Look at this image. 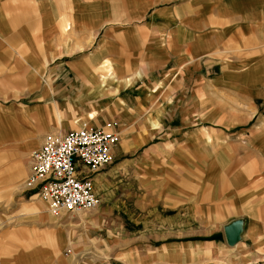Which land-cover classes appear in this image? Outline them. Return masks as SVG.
Here are the masks:
<instances>
[{
    "label": "crops",
    "instance_id": "obj_1",
    "mask_svg": "<svg viewBox=\"0 0 264 264\" xmlns=\"http://www.w3.org/2000/svg\"><path fill=\"white\" fill-rule=\"evenodd\" d=\"M167 72L173 75L171 87L158 93L150 90ZM109 81L120 87L107 85ZM109 89L120 90L122 98L108 100ZM103 99L111 108L100 104ZM258 102L264 104V0H0V160L16 154V166L26 165L30 151L40 146L46 133L68 130L63 128L73 113L131 112L129 119L122 115L123 131L132 119L136 118V127L146 129L149 121L146 133H124L113 152L115 161L92 176L100 199L91 210L94 214L107 217L118 206L111 195L119 185L123 193L136 192L132 198L140 218L155 228L149 232L153 242L134 249L123 245L132 264H213L202 260L222 256L225 225L217 216L228 214L230 207L250 218L244 242L238 244L240 251L260 234L264 240V216L258 219L262 212H256L264 208V181L250 179L249 168H230L225 179L201 195L175 183L178 180L170 178L175 170L154 167L161 158L168 159L161 155L162 149L175 141L193 157L194 144L202 137L189 132L194 135L187 133L179 141L172 134L193 126L206 128L203 113L205 118L222 117L224 125H230L232 113L254 112ZM152 109L160 111L155 119L168 129L160 141L150 133L155 120L140 115ZM11 111L17 113L7 116L5 112ZM252 129L262 130L240 146L241 153L251 166L264 169L259 151L264 119ZM20 130L33 135L25 138ZM9 167H1L0 174ZM17 171L22 172L20 166ZM215 172L208 176H222L221 169ZM16 174H10L12 184ZM190 174L193 170L187 169L186 175ZM248 201L254 203L256 218L243 211ZM35 202L42 201L16 202L11 219L0 211V223L15 224L1 232L0 264L66 263L63 228L49 214L34 213ZM28 213L35 218L28 220ZM87 217L85 212L78 216L84 222ZM115 238L106 234L100 239L108 247Z\"/></svg>",
    "mask_w": 264,
    "mask_h": 264
},
{
    "label": "rangeland",
    "instance_id": "obj_2",
    "mask_svg": "<svg viewBox=\"0 0 264 264\" xmlns=\"http://www.w3.org/2000/svg\"><path fill=\"white\" fill-rule=\"evenodd\" d=\"M166 74L167 76L163 80H155L154 83L151 85L150 90H152L153 87V90L154 91L156 90V93H158L159 90L161 89L170 88L171 87L170 83L171 81H173V75L169 74V72H167ZM135 78H133V80ZM104 83H106V81H104ZM111 83L114 82L109 81L107 85ZM119 87L120 86L116 85V88ZM108 91H109L108 100L112 98L115 101L117 99L119 100V98H122L121 97L122 93L120 90L109 89ZM161 98L168 99L167 96H161ZM107 102L104 99L100 100V104H102L103 107L106 106L110 107V105L107 104ZM257 105L260 107L255 108L254 112L246 110L247 113H243V112L232 113L233 118L230 120V125H224L225 121L224 119H222V117L205 118V114L203 113L204 116L203 118L208 119L204 123L206 128H198L193 126L187 129H183L182 131L176 134L175 133L172 134V137L175 136L179 137L178 139L179 141H181L182 136H186V134L189 132H194L197 136L202 137V140H200L201 142L194 144L193 153H192L193 157L190 156L189 154L188 155L186 154V151L183 148L185 147V145H181L180 142L178 143L177 141H175L170 144H167L166 149H162L163 151L161 155L169 156L168 159L165 161V159L161 158L160 160L157 161L154 167L175 170L172 171L174 173L171 172L172 175H170V178H173L174 180L175 179L178 180L177 182L173 180L175 183H177L179 186L185 189L188 187L189 190H192L193 192H197L199 194L201 193V195H205L209 190L213 189V187H215L216 184L215 182L217 180L225 179L226 178L225 174L227 173L228 170H230V168L233 167L245 168V169L249 168L250 169L249 175L251 176L250 179H256L255 181L258 183L263 182L264 169H260V166L258 165L257 167L255 165L251 166V161H249V159L243 158V155L241 153L242 150L240 149V146L242 147V146H246L247 143L249 144V140L253 141L255 137V133H254L255 131L262 130V129L259 130L252 129V126L257 121L264 119V107H263L264 104L258 102ZM5 113L7 116H9V115H15L17 112L11 111ZM90 113H94L96 117H94V119L89 118L88 115ZM124 114L128 116L127 119H129V117L131 116L130 115L131 112L123 113L118 110L116 111L111 110V112L110 111L106 112L104 110L101 112L90 111L86 114L73 113V116L70 117V122H67L66 128L63 129L65 130L69 128H74L76 126L82 125L83 123L89 126L91 125L102 126L104 125L105 122L115 121L117 124V130L120 133V141L121 138H123L124 133L128 134L130 133V131L133 130L146 133L149 130V121L147 124V129L144 128L143 126L136 127L137 125L136 118L132 119L135 120L134 122L127 123L128 127L126 126V129H124V131L123 129L121 130L122 115ZM141 114L146 115V118L148 119L150 118L149 120H155V124L151 122V126L154 128H150V130H153L150 133L152 134V136H154L153 138L154 140L160 141L164 137L163 135L166 134V130H168L167 127H163L162 123L161 124L159 123L158 119H155V114L157 116L161 115L160 111L154 112L152 109L148 112L140 113V115ZM244 115L247 116L246 119L248 120L240 121L239 118ZM250 115L253 116L252 120H249ZM56 117H58V113L56 114ZM86 117L90 120L88 119L86 120ZM195 118L196 119L194 120L195 121L194 123H197V121L202 119V116ZM236 118H238V121H236ZM206 129H208L210 133H207ZM19 133L23 135V137L25 138L26 136L33 135L31 132L29 131L24 132L23 130H20ZM194 133H189L188 135L190 134L194 135ZM2 134H3V129L0 128V137ZM208 135H209V140H205L206 142L203 141L205 136ZM164 147L165 146H163V148ZM176 148L178 155L175 154L176 151L173 153V151ZM16 150L19 151L18 149ZM171 150L173 155L171 154ZM199 150L203 152L199 153L198 152ZM223 151L225 152L224 158L222 154ZM259 151L261 152L262 156H264V154L262 153L264 152V142L260 144ZM25 153L26 152L23 150L22 154L24 155ZM30 154L31 151L29 153V157ZM12 155L13 153L11 154V156ZM28 160H29V166L27 163ZM17 161H19V158L16 157V154L14 158H7L0 160V168L4 167L5 165L7 166L11 165V167H9V169L6 172L0 174V211L2 212V216L5 214L7 215V219H11L10 215H11L12 207L15 205L16 202L28 200L29 198H33L35 200L38 199L42 201V199L39 196H37L36 194L31 195V193L26 189H24L25 187H23L24 181L26 180V177L28 176L30 170V158L26 160V165H23V162L22 163L20 162L16 166ZM114 161H115V156L113 155L112 162ZM19 166H20V171H22L21 173L17 171V168ZM262 167L264 168V166ZM187 169L193 170L192 176L191 174L186 175ZM215 169H221L222 176H219L220 174L219 175L211 174L208 176L209 173H216ZM11 173H14V175L17 173L16 174L17 179L14 184H12L14 180L10 178ZM223 185L224 182L222 183V186ZM129 186L131 188L133 187L131 185ZM119 189L120 186L117 185V190L113 191L111 195V200L114 202V204H117L118 206L113 209H110V212L107 215V217H105L100 213H97L101 217L95 216L97 218L96 219L94 216H92L94 214L93 211H86L85 213H87V216L89 217H87L88 219H86L85 222L81 221L78 218V216H80L81 214L84 215V212L61 213L59 215H53L43 201L42 202L45 205H42L43 204L42 202L41 203L35 202L34 213H37L40 216L49 214L51 219L57 221V223L60 224V226L63 228V232H65L64 234H66L67 236L66 237L67 241L65 244L66 247L63 250L67 261L64 264H92L91 257L94 259L93 264H124V263L132 264V262L127 260V254L125 255L122 252L123 249H125V246L123 247V245L126 244L128 246V249L130 248L134 249L135 246H138L141 243L145 244L148 243V241L153 242V240L149 238V235H151L149 232L155 228L152 225H146L148 223H145L143 221V218H140L139 210L134 206L136 199L132 198V196L135 195L136 192L123 193ZM206 200L207 199H203V201ZM253 204L254 203L250 201L246 202L243 211L245 212V209H247L248 213L251 214L253 218H256V214H257L256 212H262L260 215L257 216L258 219H260L261 218L260 216H264L263 214L264 208L262 210L259 209L258 211L255 212V209L254 210L252 209ZM230 208L232 210L230 212H227L228 214L219 215L217 216V218L219 219V221L224 222L223 225L225 226L237 221L241 222L242 228L240 230L237 241L234 244L225 243L223 246H225L226 248L224 252H222V256L214 257L213 259H209V260L203 259L204 257H202L201 260L203 259L202 261H206L205 263L211 262L213 264H264V240L262 239L261 234L258 236L257 241L248 240L245 242L246 243L245 251H240V249L238 248L239 247L238 244L244 242V238H245L244 232L246 230L245 225L246 223H248L250 218L248 217V215L247 216L242 215L241 213L237 214L238 210L236 209L234 210L232 207ZM99 210L100 212H102L101 209ZM13 215L15 216L18 214H13ZM26 216L28 220H30V219H34L36 214L32 215L28 213ZM97 221H99V223ZM14 225H15L14 223H10V222L0 223V239H1V232L7 231L8 227ZM257 225H258L257 227H260L259 223ZM223 230H221L222 233ZM81 234L85 236H82ZM89 234L92 235L93 237H98V238L97 239L93 238ZM106 234H111L112 236L116 237L115 240L112 241V243H109L110 246L108 247L106 246L107 243L100 239L101 237H106ZM194 236L195 234L191 236V238ZM89 237H92L94 240H90ZM188 238H190V236ZM91 243H93L92 244L93 246L91 245ZM262 243L263 245H261ZM91 247H94L95 250L92 251Z\"/></svg>",
    "mask_w": 264,
    "mask_h": 264
},
{
    "label": "built area",
    "instance_id": "obj_3",
    "mask_svg": "<svg viewBox=\"0 0 264 264\" xmlns=\"http://www.w3.org/2000/svg\"><path fill=\"white\" fill-rule=\"evenodd\" d=\"M119 141L115 121L46 133L30 154L25 189L44 199L53 215L95 209L100 199L92 176L112 162Z\"/></svg>",
    "mask_w": 264,
    "mask_h": 264
},
{
    "label": "water",
    "instance_id": "obj_4",
    "mask_svg": "<svg viewBox=\"0 0 264 264\" xmlns=\"http://www.w3.org/2000/svg\"><path fill=\"white\" fill-rule=\"evenodd\" d=\"M238 224L240 225L239 230L236 229ZM241 228H242V224L240 221L230 223L229 225L225 226L224 231H225L226 241L228 244H234L237 241Z\"/></svg>",
    "mask_w": 264,
    "mask_h": 264
},
{
    "label": "bare ground",
    "instance_id": "obj_5",
    "mask_svg": "<svg viewBox=\"0 0 264 264\" xmlns=\"http://www.w3.org/2000/svg\"><path fill=\"white\" fill-rule=\"evenodd\" d=\"M93 115V114H92ZM93 117V116H92ZM35 150V149H34ZM33 151V150H32ZM23 187H25V185L23 184ZM25 189V188H24ZM41 198V197H40ZM42 199V198H41ZM42 201L47 205V202L44 200V199H42ZM47 208H48V205H47ZM49 209V208H48ZM51 212V211H50ZM52 213V212H51ZM236 229L237 230H239L240 229V225L238 224L237 225V227H236Z\"/></svg>",
    "mask_w": 264,
    "mask_h": 264
}]
</instances>
